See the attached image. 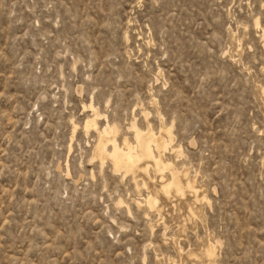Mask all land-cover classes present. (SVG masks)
<instances>
[{
    "label": "rangeland",
    "instance_id": "obj_1",
    "mask_svg": "<svg viewBox=\"0 0 264 264\" xmlns=\"http://www.w3.org/2000/svg\"><path fill=\"white\" fill-rule=\"evenodd\" d=\"M91 105L119 144L171 130L200 198L146 206L161 174L93 159ZM210 245L264 264V0H0V264H207Z\"/></svg>",
    "mask_w": 264,
    "mask_h": 264
},
{
    "label": "bare ground",
    "instance_id": "obj_2",
    "mask_svg": "<svg viewBox=\"0 0 264 264\" xmlns=\"http://www.w3.org/2000/svg\"><path fill=\"white\" fill-rule=\"evenodd\" d=\"M90 107H92L94 116L93 119L87 121L85 128L87 132L90 131L91 128L97 129V141L92 153L93 159H99L102 164L106 160H109L113 166L112 168L116 171H123L125 176L127 173H132L137 186L142 185L148 187V183L144 179H141V182H138L137 171L148 173L153 169L156 173L158 172L161 174L160 188L156 189L154 193L153 191L148 192L147 196L144 198L146 206L148 205L151 209L160 211L159 192L167 195L172 191H175L178 194H184L188 189L194 193L196 200L200 198L199 188L197 189L194 183L189 179H186L184 182L182 180L181 172L177 169L178 167L176 168L171 160H166L163 157L167 149H172L173 151L177 150L172 143L173 139L171 130L166 129L157 135L150 127H148L145 132L136 128L134 129L136 131L135 145H133L128 139H124L122 144H119L118 127L110 126V124H108L106 127L98 129L100 113L94 109L93 105ZM165 132L168 134V139L164 136ZM165 172H168V177H165ZM141 204V201L138 202V205ZM204 255L207 257V260H209V263L207 264H214L216 255L215 245H210L208 249L204 251Z\"/></svg>",
    "mask_w": 264,
    "mask_h": 264
}]
</instances>
